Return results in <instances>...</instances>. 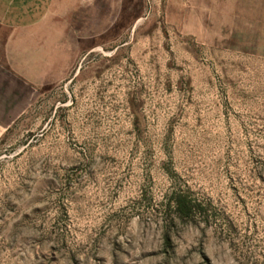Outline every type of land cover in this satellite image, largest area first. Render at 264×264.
<instances>
[{
  "label": "rangeland",
  "instance_id": "374dc122",
  "mask_svg": "<svg viewBox=\"0 0 264 264\" xmlns=\"http://www.w3.org/2000/svg\"><path fill=\"white\" fill-rule=\"evenodd\" d=\"M91 9L0 135V264H264V0Z\"/></svg>",
  "mask_w": 264,
  "mask_h": 264
},
{
  "label": "crops",
  "instance_id": "0c3cea01",
  "mask_svg": "<svg viewBox=\"0 0 264 264\" xmlns=\"http://www.w3.org/2000/svg\"><path fill=\"white\" fill-rule=\"evenodd\" d=\"M91 7L92 0H0V135L30 93L71 69L74 23L86 21Z\"/></svg>",
  "mask_w": 264,
  "mask_h": 264
},
{
  "label": "trees",
  "instance_id": "16d2710c",
  "mask_svg": "<svg viewBox=\"0 0 264 264\" xmlns=\"http://www.w3.org/2000/svg\"><path fill=\"white\" fill-rule=\"evenodd\" d=\"M173 205L176 208L177 214L180 216H188L191 212L197 210L201 205L194 199L185 194H175L172 199Z\"/></svg>",
  "mask_w": 264,
  "mask_h": 264
}]
</instances>
